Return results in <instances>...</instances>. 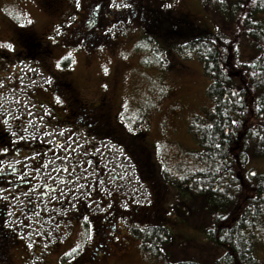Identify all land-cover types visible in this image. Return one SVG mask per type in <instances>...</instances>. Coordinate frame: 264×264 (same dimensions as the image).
<instances>
[{
  "label": "rangeland",
  "instance_id": "obj_1",
  "mask_svg": "<svg viewBox=\"0 0 264 264\" xmlns=\"http://www.w3.org/2000/svg\"><path fill=\"white\" fill-rule=\"evenodd\" d=\"M86 1L0 0V56L10 57L9 51L19 48L18 33L27 31L36 40L54 42L57 46L47 47L49 50L44 54L49 69L46 73L30 70L42 93L49 88V79L54 73L69 82L75 96L85 105L98 102L104 93L102 90L110 89L109 95L115 97L113 114L125 110L123 118L129 121L132 129L138 128L140 144L152 157L157 177L167 186L166 212L162 217L171 242L166 255L172 260L209 257L212 251L200 230L206 204L202 199H193L185 184L176 182L195 171L197 166L192 153L198 148L189 133V124L195 117L204 118L211 109L206 93L209 81L203 74L202 63L193 56L176 51L189 42L194 33L185 37L171 33L164 36L162 30L150 32L137 22L131 24L128 15L129 20L124 22H113L109 17L103 22V33L111 41L106 42L107 46H102L103 40L91 49L83 44L58 46L69 35L75 42L83 31L97 27L94 26L93 12L98 9ZM130 1L136 2L110 0V3L120 7L118 2L126 6ZM170 5L173 14H187V23L216 31L212 14L200 0H171ZM259 17L264 25V12ZM82 18L90 21L81 25L84 30L78 33L80 26L77 22ZM252 58L250 49L244 47L242 59L248 61ZM67 59L69 65L65 68L62 63ZM24 73L26 81L27 69H23ZM61 103L57 106L59 109L65 106L63 101ZM133 119L135 122L131 121ZM110 150L115 152L114 148ZM247 166L264 175V154L248 157ZM125 193L126 198L134 199L138 205L151 198L142 181L127 184ZM121 232L124 236L121 245L117 249L114 247L108 258L99 264H157L162 261L143 250L140 238H136L132 231L123 229ZM34 237L26 238L22 245L11 249L10 264H60L63 253L68 252L67 256H71L81 243L73 229L61 237L63 241L50 240L54 244L48 243L47 248L40 244L48 239ZM262 238L260 245L255 247V257L264 264V228Z\"/></svg>",
  "mask_w": 264,
  "mask_h": 264
},
{
  "label": "flooded vegetation",
  "instance_id": "obj_2",
  "mask_svg": "<svg viewBox=\"0 0 264 264\" xmlns=\"http://www.w3.org/2000/svg\"><path fill=\"white\" fill-rule=\"evenodd\" d=\"M98 10L93 12L96 28L83 31L81 25L90 19L82 18L77 32L84 34L75 42L70 35L67 40L93 46L106 42L105 12ZM28 36L22 41L27 47L18 42L10 57L0 56V149H6L0 151V240L7 244L0 264H10L9 252L26 238L50 240L71 229L81 243L72 261L63 264H99L121 245V231L129 227L123 223L126 215L146 213L136 206L121 209L114 192L124 191L132 176L142 178L140 136L123 118L124 109L113 114L110 89L102 90L98 102L85 105L62 75H53L50 92L65 106L59 109L57 101L47 106L45 94L30 88V78L24 80L23 69L46 73L49 46ZM110 143L128 156L131 170L124 157L108 151Z\"/></svg>",
  "mask_w": 264,
  "mask_h": 264
},
{
  "label": "trees",
  "instance_id": "obj_3",
  "mask_svg": "<svg viewBox=\"0 0 264 264\" xmlns=\"http://www.w3.org/2000/svg\"><path fill=\"white\" fill-rule=\"evenodd\" d=\"M101 1L99 9L104 10L106 20L124 22L130 18L147 31L162 30L164 36L194 33L176 51L198 59L209 81L206 93L211 109L204 118H193L188 128L198 148L192 153L196 170L176 182L185 184L193 199L206 204L200 230L212 255L188 260H172L166 255L171 242L162 217L166 212V184L155 174L143 147L137 161L142 179L148 181L151 201L148 207L140 208L146 213L133 215L129 231L140 238L143 250L162 260L159 264H261L255 247L263 239L264 175L253 172L247 160L251 155L264 154V25L259 17L264 12V0H200L213 16L214 32L187 23L185 14H173L171 0H135L126 6L118 2L120 7L112 6L110 0L86 3L99 5ZM21 32L18 36L24 47L23 37L36 40L27 31ZM103 38L111 43L108 35ZM64 41L74 47L83 44L94 48L90 41L78 45L67 38ZM48 46L52 47L42 40V47ZM244 47L250 49L251 60L242 59ZM68 65V59L62 63L63 67ZM148 173L154 184H149ZM6 245L0 240V256Z\"/></svg>",
  "mask_w": 264,
  "mask_h": 264
},
{
  "label": "snow or ice",
  "instance_id": "obj_4",
  "mask_svg": "<svg viewBox=\"0 0 264 264\" xmlns=\"http://www.w3.org/2000/svg\"><path fill=\"white\" fill-rule=\"evenodd\" d=\"M9 47H11V45H9ZM0 151H6V149H0Z\"/></svg>",
  "mask_w": 264,
  "mask_h": 264
}]
</instances>
